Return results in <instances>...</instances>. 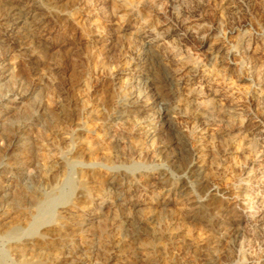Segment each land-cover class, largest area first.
<instances>
[{
	"label": "rangeland",
	"instance_id": "1",
	"mask_svg": "<svg viewBox=\"0 0 264 264\" xmlns=\"http://www.w3.org/2000/svg\"><path fill=\"white\" fill-rule=\"evenodd\" d=\"M4 1L8 0H0ZM59 8L67 9L68 13L66 16L56 14L52 19L51 42L33 45L41 54L39 60L26 63L18 58L16 65L21 82L5 84L11 90L15 86L20 91L32 90L25 103L34 106V118L21 119L15 125L34 142L33 149L21 156L23 166L37 171L38 183L43 185L63 187L65 178L71 174L78 183L70 195V202L76 206L88 204L83 187L98 193L105 191L112 179L124 182L134 200L151 205L158 237H151L147 229L134 232L133 226L126 222L132 218L131 211L120 208L117 220L110 214L100 224L89 218L87 224L92 225V229L78 231L76 235L53 220L40 226L36 233L2 239L0 251L7 254V263L50 264L62 259L63 264H110L120 256L128 264H207L205 255L211 246H215L217 264H263L264 240L261 235L264 234V223H259L258 218L264 207V0H65ZM129 25L134 27L135 33L148 35V40L155 42L158 54L148 48L146 42L137 44L139 49L132 54L133 35L127 36V43L119 40L108 53L102 52L95 43L97 35L118 34L121 28ZM52 43L60 46L53 49ZM210 49L220 52L210 58ZM146 54L150 55L147 68L155 72L160 82L166 83L170 74H178L188 78L192 93L205 97L204 101L210 102L211 91L215 89L219 93L235 95L238 100L239 115L234 116L231 123L223 121L224 106L222 115L217 112L210 118L201 116L195 107L188 106L185 90L181 91L183 96L177 101L183 110H187L186 118L177 116L175 123L183 131L184 138L187 136L188 149L192 151L203 146L205 150L207 161L203 178L213 188L210 194L197 182L190 169V164L199 158H192L187 152L179 156L181 149L173 146V134L160 133L159 104L151 101L147 114H131L128 120L135 127L112 122L117 100L125 93L119 84L124 76L122 70L125 72L140 65ZM39 68L41 76L37 79ZM111 73L116 74L112 76ZM164 87L169 88L168 85ZM144 91H148L151 98L155 96L145 88ZM256 100L261 105L257 106ZM21 102L17 99L16 106L6 101L5 106L19 108ZM5 106H0V111L7 109ZM195 114L200 115L197 120L193 118ZM45 119L58 125L49 127L51 130L47 128L45 134L38 136L37 129ZM144 131L150 134L146 136ZM248 141H254L255 154L245 158L241 152ZM75 160L84 163L71 170L65 162ZM140 164L145 166L140 167ZM53 168L56 174L49 171ZM159 174L164 175V180L158 184L155 177ZM172 185L179 190L176 196L166 191ZM14 195L16 199L10 204L13 217L27 229L35 214L33 196L20 190H15ZM168 199L172 201L171 211H164L161 201ZM103 212L108 214L107 209ZM146 213L141 216H147ZM233 215H242L247 221L241 237L235 240L226 223ZM135 220H132L133 225L137 223ZM219 223L223 228L225 226L222 235L215 232L214 227ZM6 230L0 227L1 233ZM90 241L93 243L88 251L83 250ZM137 243L151 250L142 257L136 251Z\"/></svg>",
	"mask_w": 264,
	"mask_h": 264
},
{
	"label": "bare ground",
	"instance_id": "2",
	"mask_svg": "<svg viewBox=\"0 0 264 264\" xmlns=\"http://www.w3.org/2000/svg\"><path fill=\"white\" fill-rule=\"evenodd\" d=\"M63 1H65V0H8V1H4V3L0 2V106H5L6 101H11V103H13V104H15L17 106V104L19 103L18 102L16 104L17 99H21L22 100L21 104H19L22 107L11 108V107L5 106V108H7V109H4V110L0 111V132H1V135H0V227H5L7 229L3 233L0 232V240H2V239H13V238H16L17 236H19L22 233H36L40 226L46 225V224H50L53 220L59 221L60 224L63 227L70 229V232H71V230H73L75 232V235H76V233L78 231L79 232L80 231L83 232V230L90 231L92 229V227H91L92 225H88L87 224L88 223L87 221H88L89 218H93V220H95V222H97L98 224L104 223L109 214L112 215L114 218L119 216L118 215V209H120V208H125V209L128 208L131 211L132 218L130 217L128 220H126V222L128 224H130L131 226H133L134 232H138L139 230L147 229L149 231V233L151 234V237L157 238L158 237V231H157L158 228L156 226L157 222H156V217L153 216L152 213L150 212L151 205L149 203H147L146 201L142 202L143 200L142 201L134 200L133 196L129 195V192H128L127 188L125 187L124 182L118 181L116 179H112L107 185L105 183V185H106L105 191L98 192V193H91L86 188L83 187V192H84V194H85V196H86V198L88 200V204L85 205V206H76L75 204H72V202H70V195H72V192L78 186V183L75 182L77 180L74 181V179L71 176V174L68 177L65 178L64 183H63V187H58L55 184H53V185H51V184L50 185L49 184L48 185H43V184L38 183V174L36 173L37 171L36 172L32 171V169H29V168H26V167L23 166L24 164L22 163V160H24V159H21V156H22L23 153L30 152L33 149L34 142L32 141L31 138L28 139L25 136L24 131L22 130V128H16L15 125L17 124V121H19L21 119L27 120V119L34 118V111H35L34 106L29 105L28 103H25L26 101L29 100L30 96L32 95L31 94L32 90L20 91V90H18L16 88L17 86H15L14 89L11 90V88L8 87V86H7L8 88H6L5 84L11 83L13 85H18V83L21 82V75H18V73H17V65H16V63L18 62L17 61L18 58H20L21 61H25L26 63L28 61L33 60V59L39 60V58L41 57V54L37 51V49L33 48V47H35L33 45H35V43L43 42V41L51 42L52 35H53L52 25H51L52 19L55 17L56 14L59 15V16H66L67 13H68L67 9H60L61 7L59 8V4L62 3ZM174 4H176V3H174ZM179 9H180V7H179ZM179 9H178V11H179ZM174 11H175V14H177V9L176 8L174 9ZM227 11H228V9H227ZM231 12H233V11H231ZM173 16H175V15H173ZM165 28H167V27H165ZM118 32H119L118 34H116V33L115 34H113V33L110 34V32H109V33H105V34L96 36V39H94L95 43L97 44V46L100 49H102V52H107L108 53V52L112 51L114 49V47H116L115 45L119 43V40H125V42H126L127 36L128 35H130V36L133 35V39H134L133 42L134 43L132 42L133 43L132 44L130 42L131 45L128 44V45H130V49L132 51V54L137 53L139 48L136 45L139 44V43L141 44V42H146V44L148 45V48H153L155 50V52L158 54V51H156V49H155L156 48V45L154 44L155 42L153 43L152 39L148 40L149 39L148 35L142 34L139 31H137V33H135L133 26L129 25V26L125 27V28L123 27ZM145 33H147V32H145ZM235 41H236V39H235ZM235 41H234V43H235ZM51 46H52L53 49H56L57 46H60V45L57 44V43L56 44L52 43ZM128 49H129V47H127V50ZM224 49H226V48H224ZM226 50H228V49H226ZM148 51H149V49H148ZM219 52H220L219 50H215V49L211 50L210 49V53H208V54H209L210 58H213ZM209 57H207V58H209ZM143 60H144L145 63L141 61L143 64L142 63L140 65L138 64L135 67H133L132 69L131 68L130 69H126L125 72H124V70L121 69L123 71L122 73H123L124 76L121 78V80H120L121 83H119V84H120V86L122 88H124L125 93L121 97L119 96L120 98L117 97L118 95L116 96L118 98V100H117L116 110L114 112V116H113L112 122L116 123V124H117V122H121L124 125H130L132 127H135L134 124L129 123V120H128V118H129V116L131 114H134V113H138V114L139 113H146L150 109V106L152 104L151 101L156 103V104H159L160 107H161V110H160V122H161V125H162V126H160V127H162V132L160 131V133H170L171 132V135L173 134V140H172L173 146L178 147L179 149H181L178 152L179 156L184 154V152H187V153H189L191 155L192 158H194V157L195 158H199V161L197 160V162H192L190 164V169H191L192 173L194 174L197 182L200 183V185L201 184L204 185L206 187L207 192L209 194H210V192L212 193L213 192L212 191L213 188L211 189V187L209 186L208 182H206V180L203 178L204 177L205 166H206V165H204V163L207 161V160L205 161V150H204L203 146H200L196 150L190 151V149H188V147L186 145L185 138L187 136H185V138H184L183 131L181 130V128H179L176 125L177 123H175V119H176L177 116H181V117H185L186 118L185 114H187L186 113L187 110H183V108L177 103V101L179 100V98L182 95L181 91L185 90V92L187 93L186 95H187L188 100H189L188 101L189 102L188 106L195 107V109H197L199 111V114L201 116L209 117V118L212 117V116H215V115H217V112H221V109H223V106H224V107H226L225 113H223V115H222V112H221V115L223 116V121H225L227 123H231V120L233 119V117L239 115V105L237 103L238 100H236V98L234 97L235 95L233 96V95H231L229 93H219L220 91L218 90L219 92H217V91H215L216 90L215 89L214 91H211V95H210L211 100H210V102H207L208 100L204 101L203 98H205V97L202 96L203 98H201L200 95H194L192 93L188 78L179 77L178 74H170L168 76V78L166 79V83L160 82L158 80L159 78H157L155 76V72L153 73L152 71L149 70L150 68H147L148 66L146 65V63L148 62V60H150V55L146 54V56L144 57ZM154 60L155 59H153V61ZM150 64H151V61H150ZM170 64H171V62H170ZM129 66H132V65H129ZM149 67H151V66H149ZM122 68H123V66H122ZM125 68H127V67L125 66ZM40 70H41L40 68L36 70L37 79H39V77L41 76L40 75V72H41ZM113 74H116V73H113ZM113 74H112V76H113ZM190 74H193V73H190ZM180 76H181V74H180ZM205 77L206 76H204V78ZM4 81H6V82H4ZM116 81H118V80H116ZM163 85L164 86L168 85L169 88H165ZM144 88L149 90V92H151V93L153 92L155 94V96L153 98H151L150 94L146 93L148 91H146V92L144 91ZM120 91L118 93H122ZM208 94H210V93H208ZM204 95H206V94H204ZM243 102H245V100H243ZM260 103L261 102L256 100L255 104L258 106V105H261ZM260 109H262V108H260ZM194 112H195V110H194ZM140 116H142V115H140ZM191 116H193V115H191ZM197 116L195 114V116L193 117L194 120H197V118H198ZM133 117H135V116H133ZM216 117H218V116H216ZM193 118H191V119H193ZM43 121H44V123L40 124L39 128L37 129V135L38 136H41V135L45 134V131H47L46 130L47 128H48V130H51V129H49V127L53 128V127H57V125H58L56 122H52V121L49 123V120H47V119H45ZM137 122H140V121H137ZM192 123H195V122H192ZM233 125L235 126V124H233ZM59 126H60V124H59ZM111 126H114V124L111 125ZM150 127H151V125H150ZM236 128H237V126H236ZM145 129H146V127H145ZM140 130H141V128H140ZM131 131L132 130H130V132ZM52 132H53V129H52ZM144 132H145L146 136L150 134L149 131H144ZM185 133L187 134V132H185ZM154 137H156V136H154ZM253 142L252 141H248L246 148L242 150L241 154L243 156H245V158L247 156L248 157L249 156L252 157V155L254 156V154H255V146L256 145L254 146ZM200 143H202V141ZM122 147H121V150H122ZM158 148H160V147H158ZM121 150H119V151H121ZM170 154H172V153H170ZM121 157H119V159H121ZM175 158L179 159L178 156H176ZM77 160L72 161V162L69 161V162H65V163H66L67 167H69L72 170L73 168L79 167V166L82 165V163H84L83 161H81L82 162L81 163L80 161H77ZM139 160H140V158H139ZM252 160H253V158H252ZM256 160H257V156H256ZM194 161H195V159H194ZM142 162H143V160H142ZM144 162H146V161L144 160ZM119 163H120V161H119ZM116 165L117 164H115V167H117ZM144 166L145 165H143V164L141 165L140 164V167H144ZM52 167H54V166H52ZM134 167L137 169L138 166L135 165ZM50 169H51V167H50ZM50 169H49L50 172L55 173L56 167H55V169L53 168L54 170H50ZM128 170H130V169H128ZM62 172H61V174H62ZM67 173L69 174V171H67ZM113 173H114V171H113ZM41 174H42V172H41ZM155 178H156L157 183L158 182L162 183L163 180H164V175L159 174V176L155 177ZM80 180H82V179H80ZM193 182H195V181H193ZM43 183H45V182H43ZM51 183H52V181H51ZM60 183H61V181H60ZM149 184H151V183H147V185H149ZM126 185H128V184H126ZM137 185H139V184H137ZM163 186H165V185L163 184ZM171 187L166 189V191L169 194H171V195L174 194L176 196L177 193L179 192V190L174 188L173 185ZM66 188L68 189V191L66 190ZM79 189H80V185H79ZM15 190H17V191L20 190L21 192H24L25 194H30L31 196H33L32 198H33V203H34V209H35L34 212H35V214L33 215V218L31 220V222L29 223V227L27 229H23L19 225V222H17L14 219L15 216L13 215L12 208L10 207L11 200L12 199L13 200L16 199L14 197V196H16V195H14ZM206 190H205V192H206ZM181 192H182V190H181ZM203 192H204V190H203ZM173 198H174V196H173ZM181 201H182V199H181ZM161 202H162L161 206L164 208V211L165 210L167 211L168 209L170 210V207H171L170 205L172 204V201L170 199L163 200ZM85 203H87V202H85ZM196 203H197V201H196ZM162 207L160 208L161 210H162ZM201 208H202V205H201ZM262 208L263 209H262V212H261L259 218L257 217L259 219L258 220L259 223H264V207H262ZM104 209H107V212H108L107 215L103 212ZM125 212L128 213V211H125ZM143 212H147L146 213L147 216H145V217L141 216ZM245 214H243V215H245ZM157 218H158V216H157ZM134 219L137 220V221L135 220L137 222V223H135V225H133L134 223L132 221ZM116 220H117V218H116ZM91 221H92V219H91ZM246 222L247 221H246L245 217L242 216V215L229 216V218L227 219L226 223H227L228 227L231 228V232L233 233L232 234L233 235V239L234 238L238 239L239 237H241V234L243 232L244 226L246 225ZM120 223H121V220H120L119 224ZM207 223H209V222H207ZM125 225H126V223H125ZM175 226H177V225H175ZM214 228H215V232L217 234L222 235L223 232H224L225 226L223 228L222 224L219 223ZM99 230H101V229H99ZM70 234H72V233H70ZM93 234L95 235V233H93ZM92 236L90 238H92ZM174 237H176V236H174ZM230 237H231V235L229 236V238ZM261 238H262V240H264V234L261 235ZM154 241H155V239H154ZM92 243L93 242L90 241L86 246L83 247L84 248L83 250L88 251V249L91 247ZM137 245H139V243H137ZM82 246H83V244H82ZM155 247H157V245ZM217 247H219V246H217ZM149 250H151L150 247L142 246V245H139L136 248L137 253H139V255H141L142 257H144ZM208 252L209 253H207L205 255V258H204L206 263L207 264H217V261H216V259H217L216 258V247L215 246H211L209 248ZM6 255L1 253V251H0V264H8L7 263V259H6ZM24 260H25V258H24ZM61 260L58 259L57 261H54V262H52L50 264H61L62 263ZM38 263H39V261H38ZM13 264H18V263H13ZM110 264H128V262L124 261V259L122 257L117 256V259H115ZM263 264H264V256H263Z\"/></svg>",
	"mask_w": 264,
	"mask_h": 264
}]
</instances>
